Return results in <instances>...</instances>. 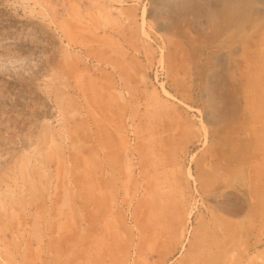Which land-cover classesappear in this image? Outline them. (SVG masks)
<instances>
[{"label":"rangeland","instance_id":"rangeland-1","mask_svg":"<svg viewBox=\"0 0 264 264\" xmlns=\"http://www.w3.org/2000/svg\"><path fill=\"white\" fill-rule=\"evenodd\" d=\"M0 264H264V0H0Z\"/></svg>","mask_w":264,"mask_h":264}]
</instances>
